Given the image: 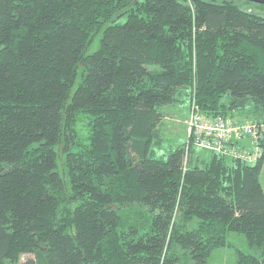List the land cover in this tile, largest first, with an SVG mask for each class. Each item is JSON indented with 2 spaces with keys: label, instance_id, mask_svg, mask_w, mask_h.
Returning a JSON list of instances; mask_svg holds the SVG:
<instances>
[{
  "label": "trees",
  "instance_id": "obj_1",
  "mask_svg": "<svg viewBox=\"0 0 264 264\" xmlns=\"http://www.w3.org/2000/svg\"><path fill=\"white\" fill-rule=\"evenodd\" d=\"M193 99L264 118V16L233 0H0V264H207L224 246L264 264V153L191 148L184 165L183 140L156 157L163 109Z\"/></svg>",
  "mask_w": 264,
  "mask_h": 264
},
{
  "label": "built area",
  "instance_id": "obj_2",
  "mask_svg": "<svg viewBox=\"0 0 264 264\" xmlns=\"http://www.w3.org/2000/svg\"><path fill=\"white\" fill-rule=\"evenodd\" d=\"M185 121L184 165L191 148L255 164L263 156L264 118L237 119L203 113L194 99Z\"/></svg>",
  "mask_w": 264,
  "mask_h": 264
},
{
  "label": "rangeland",
  "instance_id": "obj_3",
  "mask_svg": "<svg viewBox=\"0 0 264 264\" xmlns=\"http://www.w3.org/2000/svg\"><path fill=\"white\" fill-rule=\"evenodd\" d=\"M233 1L243 10L264 16V4L250 2V0ZM124 19L125 17L121 16L116 21L123 22ZM96 46L97 37L95 38L94 42L87 47L86 53L92 52L96 48ZM223 99L226 100V96ZM163 111L165 112V117H163L162 124L160 125L161 142L158 145L159 147L157 148L156 157L165 159L167 154L172 149L177 147L181 142H183L185 138V121L188 116L187 102L175 103L174 105L165 107ZM232 115L237 119H244L243 116L240 118V116L234 113ZM55 150L57 154V171L64 180H67V177L63 173V155L59 152L58 146L55 147ZM198 151H202L204 153V156L207 157V150L198 149L197 152ZM259 181L264 190V159L259 174ZM120 214L124 218V213L121 210ZM228 240L236 247L246 252L252 253L254 255L259 254V250L257 248H251L247 246L244 236L240 233H229ZM26 256H23V260L26 258ZM207 264H235L234 248L230 246H224L213 249L207 257Z\"/></svg>",
  "mask_w": 264,
  "mask_h": 264
},
{
  "label": "water",
  "instance_id": "obj_4",
  "mask_svg": "<svg viewBox=\"0 0 264 264\" xmlns=\"http://www.w3.org/2000/svg\"><path fill=\"white\" fill-rule=\"evenodd\" d=\"M250 1H253V2H257V3L264 4V0H250Z\"/></svg>",
  "mask_w": 264,
  "mask_h": 264
},
{
  "label": "flooded vegetation",
  "instance_id": "obj_5",
  "mask_svg": "<svg viewBox=\"0 0 264 264\" xmlns=\"http://www.w3.org/2000/svg\"><path fill=\"white\" fill-rule=\"evenodd\" d=\"M249 1V0H248ZM250 2H253V1H250Z\"/></svg>",
  "mask_w": 264,
  "mask_h": 264
}]
</instances>
